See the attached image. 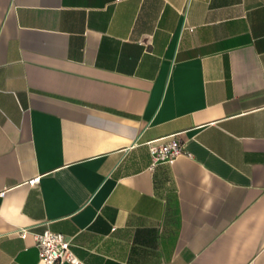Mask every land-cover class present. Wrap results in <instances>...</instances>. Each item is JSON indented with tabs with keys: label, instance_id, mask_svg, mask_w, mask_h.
I'll list each match as a JSON object with an SVG mask.
<instances>
[{
	"label": "crops",
	"instance_id": "obj_1",
	"mask_svg": "<svg viewBox=\"0 0 264 264\" xmlns=\"http://www.w3.org/2000/svg\"><path fill=\"white\" fill-rule=\"evenodd\" d=\"M2 191L0 264H264V0H0Z\"/></svg>",
	"mask_w": 264,
	"mask_h": 264
},
{
	"label": "built area",
	"instance_id": "obj_2",
	"mask_svg": "<svg viewBox=\"0 0 264 264\" xmlns=\"http://www.w3.org/2000/svg\"><path fill=\"white\" fill-rule=\"evenodd\" d=\"M190 30H193L190 28ZM152 157V166L157 163L174 165L176 159L183 154V146L176 135H171L147 143ZM41 176H36L28 181L30 186H37ZM6 191L0 192L4 196ZM22 239L32 235L38 248L40 264H81L80 259L72 251V237L63 233L46 229L42 233H31L24 227L15 231Z\"/></svg>",
	"mask_w": 264,
	"mask_h": 264
}]
</instances>
